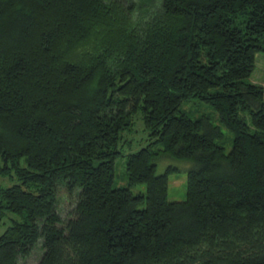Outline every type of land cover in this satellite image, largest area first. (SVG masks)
<instances>
[{
    "label": "trees",
    "instance_id": "trees-1",
    "mask_svg": "<svg viewBox=\"0 0 264 264\" xmlns=\"http://www.w3.org/2000/svg\"><path fill=\"white\" fill-rule=\"evenodd\" d=\"M264 0H0V264H264ZM211 106L233 135L192 119ZM141 116L150 143L127 156ZM160 150H155L157 147ZM162 157L189 163L168 198ZM59 185L77 193L58 212ZM145 185L147 193L132 189ZM80 190V192H79Z\"/></svg>",
    "mask_w": 264,
    "mask_h": 264
},
{
    "label": "rangeland",
    "instance_id": "rangeland-1",
    "mask_svg": "<svg viewBox=\"0 0 264 264\" xmlns=\"http://www.w3.org/2000/svg\"><path fill=\"white\" fill-rule=\"evenodd\" d=\"M256 71L248 79L249 82L258 85H264V59L262 55L257 56L256 60ZM182 111L192 119H198L200 117H208L214 126L221 127L224 133L223 141H218L222 145L226 152L229 153L233 147V135L221 123L217 112L209 105L202 103L198 100L190 101L186 103ZM124 138L129 142L125 146L122 153L123 156L116 161V172H115V188L127 187L128 186V174L126 169L127 156L130 153L139 151L145 148L150 143L148 132L145 130L141 116H136L134 125L130 132L124 134ZM162 149L160 146L155 150ZM189 163L180 162L171 158L162 157L158 160L157 174L161 175L167 172L168 168H175L176 170L169 175V193L168 198L171 202H183L187 200V178L188 170L190 168ZM18 182L11 176L4 177L0 175V189L11 187ZM59 185V201H58V212L62 219L71 217L74 212V208L77 203V193L70 195L66 187ZM135 194L147 193L145 185L136 186L132 189ZM80 192V190H79ZM14 220H19L17 216L12 213H6V216L0 225V236L12 225ZM43 255L42 245L38 244L32 254L25 259L20 261L21 264H39L40 259Z\"/></svg>",
    "mask_w": 264,
    "mask_h": 264
}]
</instances>
